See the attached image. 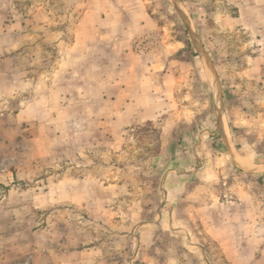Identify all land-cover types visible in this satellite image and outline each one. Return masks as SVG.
I'll return each mask as SVG.
<instances>
[{
  "label": "rangeland",
  "instance_id": "obj_1",
  "mask_svg": "<svg viewBox=\"0 0 264 264\" xmlns=\"http://www.w3.org/2000/svg\"><path fill=\"white\" fill-rule=\"evenodd\" d=\"M0 4V264H264V0Z\"/></svg>",
  "mask_w": 264,
  "mask_h": 264
},
{
  "label": "crops",
  "instance_id": "obj_2",
  "mask_svg": "<svg viewBox=\"0 0 264 264\" xmlns=\"http://www.w3.org/2000/svg\"><path fill=\"white\" fill-rule=\"evenodd\" d=\"M3 10H4L3 5L0 4V13H2ZM4 74H5L4 71L0 68V108H2V106H3V104H2V102H3V96L7 93V91H10L11 90L13 92L16 89V87L14 85H9L6 82H4V78H3V75ZM139 101H140V99H139ZM28 103H27V109L29 107ZM146 104L148 105L150 103L147 102ZM139 105L142 106L143 104L141 102H139ZM27 109L26 110H24L23 108L19 109L17 111V113L15 114L16 117H17V119H23L27 115V113H28L27 112ZM173 189H174V195L175 196L176 195L178 196L179 195L178 193H180V195H182V193L179 192L176 187H174Z\"/></svg>",
  "mask_w": 264,
  "mask_h": 264
},
{
  "label": "bare ground",
  "instance_id": "obj_3",
  "mask_svg": "<svg viewBox=\"0 0 264 264\" xmlns=\"http://www.w3.org/2000/svg\"><path fill=\"white\" fill-rule=\"evenodd\" d=\"M220 117L222 118V121H223V123H224V118H223V116L221 115V110H220ZM225 128H226V126H225ZM224 131H225V130H224ZM226 131H227V129H226ZM225 135H226V133H225ZM238 155H239V154H238ZM238 155H235V160H236V162H237L240 166H242L243 168H245L246 170H254V171H255V169H259V168H262V167H263V166H258L257 168H256V167H253L252 165L246 163V161H245V159H244L243 157L238 156Z\"/></svg>",
  "mask_w": 264,
  "mask_h": 264
}]
</instances>
